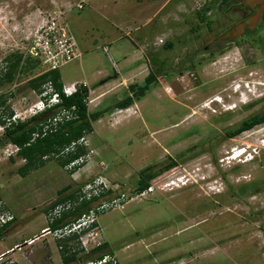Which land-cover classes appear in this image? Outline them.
I'll use <instances>...</instances> for the list:
<instances>
[{"label": "rangeland", "instance_id": "1", "mask_svg": "<svg viewBox=\"0 0 264 264\" xmlns=\"http://www.w3.org/2000/svg\"><path fill=\"white\" fill-rule=\"evenodd\" d=\"M75 1L5 0L0 96L6 102L0 104V125L12 114L13 107L22 108L36 99L37 91L32 92L27 81L46 67L40 59L24 56V52L40 16L48 12H65L64 21L82 53L80 59L58 69L63 84L87 81L90 87H97L114 76L117 67L121 77H126L141 61L129 66L124 58L137 55L135 49L142 45L147 48L144 53L150 59L156 83L143 98L135 99L136 105L131 104L133 114L124 122L105 128L97 125V131L84 135L88 141L84 148L93 149L89 166L93 164L96 170L86 179L82 176L73 182L72 178L88 166L67 170L57 159L67 154L51 153L42 157V162L25 168L24 157L17 154L5 158L0 152V212L14 217L0 227V264H18L11 260L14 257L22 258L24 264H63V250L70 254L74 249L79 254L75 239L61 241L41 233L47 226L55 228L52 225L57 220L50 222L46 214L49 204L61 196L57 192L62 187L71 186L62 193V201L77 202L79 186L102 174L110 183L118 184V191L130 193L143 168L150 165L156 170L170 160L176 163L159 174L173 169L170 178L185 175L192 183L162 190L160 181H153V177V192L100 212L96 225L104 238L102 246L106 245L89 254L90 259L107 252L116 264H264V123L235 136L226 133L237 127L248 111L233 112L235 107L228 110L224 104L236 103L238 108L261 91L250 84L253 92L227 96L231 90L225 83L231 71L241 72L240 63L246 54L231 48L203 51L208 35L206 25L196 17L203 7L197 8L196 0H143L153 18L136 30L134 21L139 22L137 15L145 9L136 10L142 0H86L81 9ZM214 13L211 4L205 18L212 20ZM148 14L145 11L140 17ZM30 16L33 19L28 20ZM157 35L164 37L162 44H154ZM168 42L171 45L167 47ZM16 54H22V59L9 82L5 80L6 58L11 61ZM98 70L107 76L98 74ZM127 91L128 86L116 95H107L99 107H91L92 111L112 108ZM214 95L222 101H209ZM8 142L0 131V151ZM242 147L247 150L239 158L221 162ZM248 152L253 157L240 161ZM100 164L106 166L103 171ZM97 199L108 200L109 196ZM90 203L84 201L73 207L75 210ZM23 239L34 240L28 245L24 240L19 249L14 246V251L6 252Z\"/></svg>", "mask_w": 264, "mask_h": 264}, {"label": "built area", "instance_id": "2", "mask_svg": "<svg viewBox=\"0 0 264 264\" xmlns=\"http://www.w3.org/2000/svg\"><path fill=\"white\" fill-rule=\"evenodd\" d=\"M205 1L206 0H196L194 5L197 8H200L204 6V3H206ZM85 3L86 0H76L74 5L81 9ZM64 16V11H54L43 14L36 28L31 33L32 36L29 47L24 52V56L27 54L32 58L40 59L46 67V71L58 70L63 65L80 59L82 55L74 36L69 30L67 23L64 21ZM163 42L164 37L158 36L155 39L154 44H162ZM86 86V83L83 81L66 83L62 86V93L65 96H70L79 91L82 87ZM32 92H34V90ZM23 100L25 101L26 98L24 97ZM212 100L221 102L222 98L216 95ZM225 106H227L226 109H231L230 105L228 106L224 104V107ZM40 115L46 117L37 123V128L32 133L31 141L35 140L37 137H43L51 132H55L62 124L78 117L75 106L64 107L62 105V98L60 94L54 90L52 83L47 81L43 84L41 92H37L35 100L31 102L27 101L22 108L13 107L12 114L3 119L4 123L0 125V131L4 132L7 128ZM87 145L88 141L86 137L82 136L77 141L71 142L69 145L61 149L55 155H65L69 152H73L76 146L85 147ZM241 149L244 150V153L247 150L246 147L239 148L237 151L234 150L230 156L222 158L221 162L223 160H229L233 157L235 152H238ZM255 149L256 148L254 147L253 152H256ZM19 150V145L13 142H8L0 152L3 156H5V158H9L10 156L17 155ZM92 152L93 149H87L85 154L69 161L64 167L67 170H72L74 167H79L83 164L89 166L90 154ZM240 156H234V159L239 158ZM43 157H46V155ZM252 157L253 155L251 152H248V155L244 156V158H240L239 160L245 162L250 160ZM24 160L25 159L22 158V161ZM100 168L103 171L106 166L104 164H100ZM172 171L173 169L166 170L154 177L152 180L160 181L161 184L159 187L162 190H171L183 187L187 185V181L192 183L191 178L185 175L170 178L169 173ZM153 181H149V184L143 189H133L130 193H127L122 190L118 191V184H112L104 175L97 174L92 179L79 186V189L76 191L78 197L77 202H72L71 200H61L56 203H51L48 206L46 217H48L50 222H54L55 220L59 221L64 214L74 210L73 205L80 204L84 201H91L89 208L78 216H74L72 218L66 217L65 219L68 221L64 222L62 220L55 228L47 226L41 233L50 234L53 239L57 240H68L73 238L76 240V244L79 245V254H76V256L87 255L91 250L101 246L104 242L103 235L100 233V228L96 225L97 215L107 209L120 207L123 203L129 200L141 198L148 193L153 192L156 188V186L154 187ZM102 195L109 196V199H97ZM13 218V215L8 212H0V227L8 224L13 220ZM33 240L34 239L27 240L25 243L28 245L33 242ZM16 246L18 249L21 247L19 244ZM59 248H63V246L59 245ZM74 251V249L70 250V252ZM83 252L85 254H83ZM77 264H116V261L112 255L106 252L95 260L79 259Z\"/></svg>", "mask_w": 264, "mask_h": 264}, {"label": "trees", "instance_id": "3", "mask_svg": "<svg viewBox=\"0 0 264 264\" xmlns=\"http://www.w3.org/2000/svg\"><path fill=\"white\" fill-rule=\"evenodd\" d=\"M209 9L208 6L203 7L197 13V19L201 22L205 21V12ZM171 44L168 42L166 46H170ZM22 59V54H16L15 58L10 61V58H6L8 61V66L5 71V80L12 81L15 71L17 70L18 66H20V62ZM155 72L150 71L145 79L143 80L142 84L132 83L128 85V91L124 98L115 102L112 108H104L98 111L90 112L88 110L87 99L89 96V89L88 87H82L76 93H73L70 96H65L62 93V86L63 83L60 81V76L58 70H50V71H43L42 73L30 78L27 83L28 86L37 91L41 92L42 86L47 81L52 83V86L55 91H57L61 98H62V105L64 107H71L75 106L76 113L78 117L74 120L68 121L62 124L58 130L55 132H51L43 137H37L35 140L31 141L32 133L37 128V119L38 116L33 117L25 122L18 123L10 128H7L3 132L4 139L9 142H13L20 146V150L18 154L26 159L24 167H32L33 165L42 162V157L45 155H49L51 153H57L71 142L77 141L82 136L86 135L87 133L93 130L92 123L99 119L107 110H119V109H126L131 104L134 103L135 99L140 100L143 98L149 90L152 89L153 85L156 83V76ZM6 102L2 96H0V104ZM264 123V114L261 116H254L248 119H245L241 122L240 125L237 127L227 130L226 133L228 136H235L239 133L249 130L254 127V125ZM86 149L83 146H76L73 152H69L66 156L58 157L57 159L61 162L62 166L64 167L69 161L78 158L79 156L85 154ZM176 163L175 160H170L164 163L161 167L156 170H153L152 166H147L140 171V176L137 180V184L135 186L136 190H140L145 188L149 181L158 175L164 169H167L173 166ZM23 167V168H24ZM71 188L70 185H66L58 190V197L52 203H56L62 200L64 192ZM89 208L87 204H83L82 206L77 207L75 210L70 211L63 215V217L57 221V223L53 224V227L58 226L61 221L64 222L68 221L65 219L66 217L72 218L74 216L80 215L83 211H86ZM7 225V224H6ZM106 244L103 246H99L94 248L90 251L89 254L96 252L97 250H101ZM63 246V248H66ZM67 250V249H66ZM64 252V253H63ZM61 254V261L63 264H74V262L78 259L76 258L77 252H70V254H66L63 250ZM89 254L84 255L83 257L80 256L81 259L86 258L90 259L91 256ZM89 257V258H88ZM98 258L101 255L97 256ZM86 260V259H85Z\"/></svg>", "mask_w": 264, "mask_h": 264}, {"label": "flooded vegetation", "instance_id": "4", "mask_svg": "<svg viewBox=\"0 0 264 264\" xmlns=\"http://www.w3.org/2000/svg\"><path fill=\"white\" fill-rule=\"evenodd\" d=\"M211 4L215 6V13L212 20L206 18L203 22L206 25L208 35L203 45V51L212 53L231 48L246 54L245 59L240 63L241 72L231 71L232 75L225 83L231 90L230 93H227V96L231 97L232 92L238 93L237 96L240 93L246 95L250 91L253 92L254 89L250 88V84L257 85L258 88H256L259 91L261 90L255 98L248 97L246 102L242 99L245 102L244 104L236 108V103H234L231 105V109L228 110L235 107L233 112H239L242 109L248 111L245 119L261 116L264 114L263 4L256 0H211L207 2L209 11L207 10L208 12L206 11L205 15L210 12ZM254 53L261 55L256 57ZM240 86H243L242 89ZM245 190L246 187H243L242 192L244 193ZM76 258L78 259L74 264H77L81 259L80 256H76Z\"/></svg>", "mask_w": 264, "mask_h": 264}, {"label": "crops", "instance_id": "5", "mask_svg": "<svg viewBox=\"0 0 264 264\" xmlns=\"http://www.w3.org/2000/svg\"><path fill=\"white\" fill-rule=\"evenodd\" d=\"M143 3H144L143 0L140 3H137L136 10L140 11V8H145L144 10L141 11V14L143 12H145V11L149 12V14L145 15L143 17H140L141 14H138L137 17L140 20H139L138 23H136L134 21V24L136 25V27H134L133 30H136L139 27H142V26L146 25L153 18L152 17L153 14L150 13L149 9H146V6H145L146 4H143ZM4 6H5V0H0V33L1 32L5 33L4 32L5 30L3 31V29H2L4 27L3 24H4V20H5V15H4V13H5L4 10L5 9H4ZM159 11H161V9ZM34 13L35 12H33L32 14H34ZM35 15H37V14L35 13ZM30 17L28 18V20L33 19L32 16H30ZM40 19H41V16H40ZM157 36H160V35H157ZM144 46L142 45V46L138 47L137 49H135V51L138 52L137 55L132 56L129 59H127V57L124 58V60H126V64L129 65V66L132 65V64H135L136 62L141 61L135 67H133L130 71L127 72L128 76L121 77L120 70L118 69V67L116 68V66H115V68H116L115 69V71H116L115 75L114 76H109L108 79L106 80V82L99 83V85L97 87H90L89 83L85 80L86 81L85 83L87 85L86 87H88V89H89V96H88L87 105H88V110L90 112L94 111V110L92 111L91 107L92 108L99 107L103 103V101H104V99H105V97L107 95H109V94L116 95L123 88L126 89L128 84H132V83L139 84L136 81V79H140L141 81H143L145 79V77L147 76V74L149 73V71L154 72L153 68L150 69L151 68L150 59L144 53L145 50H147V48L144 47ZM97 73L100 74V75H103V76H107V74H105V71L98 70ZM94 91H98V92L94 96H92V93ZM133 104L136 105L135 102ZM132 105L129 106L128 108H126V109L107 111L99 119H97L96 121H94L92 123V126H93V130L92 131L94 132V131L98 130V128H96L97 125H100V128H105L108 125L112 127V126H115V125H118V124L124 122V118H127V117H129L130 115L133 114L131 112ZM108 112L110 113V118L107 117V113ZM43 117H44L43 115L38 116L37 120H39V121H37V120L36 121L40 122L43 119ZM88 140H89V136H88ZM94 167L95 166L93 164H91V166L84 167L81 170L82 171L81 173H79V171H78L79 174H77V176H76L77 178H75V179L72 178L73 182L76 181L78 179V177L81 178L83 176V178L86 179L87 177H90V176L96 174V172H95L96 170H95ZM27 239H23L20 242L19 241L14 242L12 245H10L6 249V252H10L9 249L14 251L15 250V249L13 250L14 246L18 245L19 243H21V242H23L24 240H27ZM49 250H50L51 253H53V251H51L52 248L49 247ZM263 259H264V256H263ZM11 260L16 261V263H18V264H24L22 258H20V257H17V258L14 257Z\"/></svg>", "mask_w": 264, "mask_h": 264}, {"label": "bare ground", "instance_id": "6", "mask_svg": "<svg viewBox=\"0 0 264 264\" xmlns=\"http://www.w3.org/2000/svg\"><path fill=\"white\" fill-rule=\"evenodd\" d=\"M209 101H212V99H210ZM245 101V100H244ZM204 105H207V103H205ZM238 149H236L235 151H237ZM244 150L241 149L239 150L238 152H235V154L233 155V157L231 158H234V156H240L241 154H243Z\"/></svg>", "mask_w": 264, "mask_h": 264}, {"label": "water", "instance_id": "7", "mask_svg": "<svg viewBox=\"0 0 264 264\" xmlns=\"http://www.w3.org/2000/svg\"><path fill=\"white\" fill-rule=\"evenodd\" d=\"M256 1L261 2V3L263 4V7H264V0H256ZM106 80H107V79L103 80V81L100 82V83H104V82H106Z\"/></svg>", "mask_w": 264, "mask_h": 264}]
</instances>
